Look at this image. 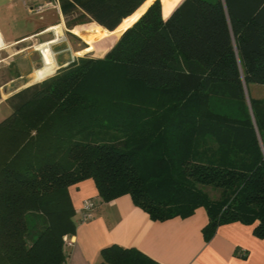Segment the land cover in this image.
<instances>
[{
  "label": "trees",
  "instance_id": "obj_1",
  "mask_svg": "<svg viewBox=\"0 0 264 264\" xmlns=\"http://www.w3.org/2000/svg\"><path fill=\"white\" fill-rule=\"evenodd\" d=\"M60 5L65 17L80 13L110 32L147 11L104 57L77 58L8 99L0 264H64V239L76 234L69 190L89 179L104 202L130 195L154 221L204 208L206 241L234 223L264 240V100L249 91L264 85V0ZM101 256V264H159L118 245Z\"/></svg>",
  "mask_w": 264,
  "mask_h": 264
},
{
  "label": "crops",
  "instance_id": "obj_2",
  "mask_svg": "<svg viewBox=\"0 0 264 264\" xmlns=\"http://www.w3.org/2000/svg\"><path fill=\"white\" fill-rule=\"evenodd\" d=\"M58 26H50L46 32ZM0 36V49L25 39L8 40L1 25ZM26 38L25 42L30 39ZM69 192L76 210V234L68 237L71 245L65 249L64 264H101V251L112 245L135 248L159 264H264V240L254 235L253 226L224 225L206 241L203 229L209 218L204 208L192 217L162 222L152 220L130 195L104 202L92 179L70 187ZM87 200H92L96 208L93 218L84 221ZM238 249L246 252V258L236 254Z\"/></svg>",
  "mask_w": 264,
  "mask_h": 264
},
{
  "label": "rangeland",
  "instance_id": "obj_3",
  "mask_svg": "<svg viewBox=\"0 0 264 264\" xmlns=\"http://www.w3.org/2000/svg\"><path fill=\"white\" fill-rule=\"evenodd\" d=\"M38 4L40 3H37V0H0V25L5 37L8 40L25 38L17 44L6 45V49H0V123L12 114L8 103L11 96L55 76L59 69L68 66L77 58L86 55L102 58L115 45L116 37L112 36V46H103L87 52L86 47L89 45L85 38L97 35L99 26L92 25L89 19L82 17L80 13L65 17L60 12L61 5L58 9L57 5L55 8V4H51L52 6L44 12L31 13V9ZM53 25L61 26L59 33L53 31L42 34ZM28 36L30 39L25 42ZM55 40L58 42L50 44ZM48 49L49 63L45 58V51ZM249 91L251 98L264 100V85L252 84ZM218 108L231 114L238 112L237 108L226 104H218ZM250 110L252 112V109ZM208 191L212 197H219L218 191ZM29 221L30 225L35 223L30 216ZM65 238L68 240V237Z\"/></svg>",
  "mask_w": 264,
  "mask_h": 264
},
{
  "label": "bare ground",
  "instance_id": "obj_4",
  "mask_svg": "<svg viewBox=\"0 0 264 264\" xmlns=\"http://www.w3.org/2000/svg\"><path fill=\"white\" fill-rule=\"evenodd\" d=\"M155 1V0H154ZM147 11V10H146ZM145 11V12H146ZM144 12V13H145ZM143 13V14H144ZM142 16V15H141ZM140 18V17H139ZM138 18V19H139ZM137 19V20H138ZM136 20V21H137ZM135 21V22H136ZM134 22V23H135ZM133 23V24H134ZM132 24V25H133ZM132 25H130L128 22H124V24H122V26L120 27V28H118L116 31H114V32H110V31H108L107 29H105V28H103V27H99L100 29L98 30V33H97V35H94V36H92V37H86L85 38V41L87 42V44L89 45V47L86 49V51L87 52H92V51H94V50H96V49H99V48H101V47H103V46H112L113 44H114V42L116 43L118 40H119V38L122 36V34H123V32L125 31V30H127L129 27H131ZM61 26H58V27H54V28H52L51 29V32H53V31H56V32H60L59 31V29H61L60 28ZM45 33H48V32H45ZM44 33V34H45ZM59 35V34H58ZM81 35V34H80ZM112 36H115L116 37V39H115V41L113 42L112 40H110L111 38H112ZM114 38V37H113ZM84 40V39H83ZM0 42H1V36H0ZM58 41L57 40H55V41H51V43L50 44H55V43H57ZM49 44V45H50ZM1 47V46H0ZM50 47V46H49ZM53 57V56H52ZM45 58H46V60H47V62L49 63V61H50V53H49V49L48 50H46L45 51ZM51 65V64H50ZM45 69H47V68H45ZM53 70V69H52ZM43 72H45V71H43Z\"/></svg>",
  "mask_w": 264,
  "mask_h": 264
},
{
  "label": "built area",
  "instance_id": "obj_5",
  "mask_svg": "<svg viewBox=\"0 0 264 264\" xmlns=\"http://www.w3.org/2000/svg\"><path fill=\"white\" fill-rule=\"evenodd\" d=\"M51 4H55L54 5L55 8H56V5H57L58 9L60 8V0H50V1L43 0L40 4H38L37 6H35L31 9V13H33L34 11L38 12V13L42 12V11L44 12V11L48 10V8L50 6H52ZM95 208H96V206L92 200H87L84 202V205H83L84 221H88V220L93 218ZM65 242H66L67 246L71 245V242L69 240H67V238H65ZM241 253H242V255H246V252H244L242 250H241Z\"/></svg>",
  "mask_w": 264,
  "mask_h": 264
},
{
  "label": "water",
  "instance_id": "obj_6",
  "mask_svg": "<svg viewBox=\"0 0 264 264\" xmlns=\"http://www.w3.org/2000/svg\"><path fill=\"white\" fill-rule=\"evenodd\" d=\"M142 15H143V14H142ZM140 17H141V16H140ZM125 31H126V30H125ZM125 31H124V32H125ZM124 32H123V33H124ZM245 92H246V98H247L248 104L250 105V100H249V97H248L247 89H245ZM250 109H251V107H250Z\"/></svg>",
  "mask_w": 264,
  "mask_h": 264
}]
</instances>
